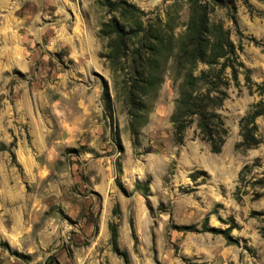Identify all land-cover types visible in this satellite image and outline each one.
<instances>
[{
    "label": "rangeland",
    "instance_id": "1",
    "mask_svg": "<svg viewBox=\"0 0 264 264\" xmlns=\"http://www.w3.org/2000/svg\"><path fill=\"white\" fill-rule=\"evenodd\" d=\"M126 1L171 39L144 111L105 57L106 0H0V264H264V0ZM203 14L217 153L172 120Z\"/></svg>",
    "mask_w": 264,
    "mask_h": 264
},
{
    "label": "trees",
    "instance_id": "2",
    "mask_svg": "<svg viewBox=\"0 0 264 264\" xmlns=\"http://www.w3.org/2000/svg\"><path fill=\"white\" fill-rule=\"evenodd\" d=\"M105 5L107 13L111 15L108 20L102 22L100 29L101 35L108 39V50L105 57L112 67L120 70L131 68L133 74L139 78L138 81L141 82V85L131 86L132 108L135 111H144L145 103L142 98L147 95L149 88H153L159 83V79L156 80L158 75L154 70L159 68V56L164 51L168 40L171 43V39L163 37L161 34H154L152 28L145 29L143 27V12L136 5L126 0H106ZM207 23L208 18L204 14L201 15L199 21L191 23L190 33L194 32L195 35L189 37L185 45L180 47L179 68L184 67L182 59L188 61L190 66L186 68L182 90L176 101L172 120L176 141L180 143L183 140V132L187 123L193 116L196 117L202 138L209 143L211 151L217 153L221 151L226 130L223 129L221 133L215 128L214 109L222 102L224 91L216 92L214 97L209 93H199L197 89L205 80V76L195 75L192 68L197 60L212 62L216 56H220L213 51L207 54L206 42L208 40L206 38L202 40L203 37L200 34L207 29ZM226 44L232 50V42L226 41ZM216 46V43H211V50H214ZM221 47L223 48L222 44ZM207 57L211 60H206ZM128 60L132 66L127 64ZM232 69L236 71L233 65ZM247 79H249L248 76ZM209 83L210 85L215 84L214 81ZM215 87L218 89V86ZM133 89H136L141 97H138V93H135ZM257 114L252 113L249 116L250 119L247 118L246 121H252ZM248 132L246 131L244 137L247 138ZM1 245L7 246L6 242L0 243Z\"/></svg>",
    "mask_w": 264,
    "mask_h": 264
}]
</instances>
